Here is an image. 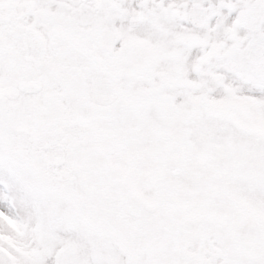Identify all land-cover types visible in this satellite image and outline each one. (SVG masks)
Masks as SVG:
<instances>
[{
	"label": "snow or ice",
	"instance_id": "1",
	"mask_svg": "<svg viewBox=\"0 0 264 264\" xmlns=\"http://www.w3.org/2000/svg\"><path fill=\"white\" fill-rule=\"evenodd\" d=\"M0 264H264V0H0Z\"/></svg>",
	"mask_w": 264,
	"mask_h": 264
}]
</instances>
